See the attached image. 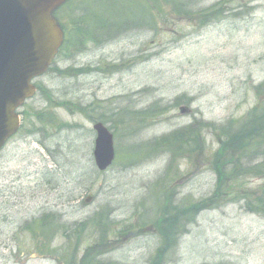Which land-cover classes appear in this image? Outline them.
Returning a JSON list of instances; mask_svg holds the SVG:
<instances>
[{"label": "rangeland", "instance_id": "obj_1", "mask_svg": "<svg viewBox=\"0 0 264 264\" xmlns=\"http://www.w3.org/2000/svg\"><path fill=\"white\" fill-rule=\"evenodd\" d=\"M86 1L57 12L70 42L0 153V264H264V150L219 160L228 123L264 113V0H158L180 12L162 20L140 0L144 25L103 42L73 20Z\"/></svg>", "mask_w": 264, "mask_h": 264}, {"label": "water", "instance_id": "obj_2", "mask_svg": "<svg viewBox=\"0 0 264 264\" xmlns=\"http://www.w3.org/2000/svg\"><path fill=\"white\" fill-rule=\"evenodd\" d=\"M68 0H0V149L16 133L15 110L31 98V80L44 74L63 43L53 13ZM96 132L94 161L105 171L114 160L113 136Z\"/></svg>", "mask_w": 264, "mask_h": 264}, {"label": "trees", "instance_id": "obj_3", "mask_svg": "<svg viewBox=\"0 0 264 264\" xmlns=\"http://www.w3.org/2000/svg\"><path fill=\"white\" fill-rule=\"evenodd\" d=\"M72 0H70L69 2H71ZM97 1H101V0H89L84 2L85 5L82 7L83 10V15L81 13H75L76 15L73 17V20L76 21V23H78L79 21L85 20L88 17V26H90L89 28H91L90 30L92 31L91 34L92 36H90V32L88 31V34L86 32H83L84 30H81L82 34L81 37L85 40V39H95V40H99L101 42L103 41H109L110 36L116 38V36H114V34H116L118 31L123 30V27L126 25L128 26L129 23L131 22V20L133 19V22H131V24L135 23L136 21H141L142 25H144L145 22V16L142 17L141 13L137 12L138 8H136L137 6L140 5H145V2L140 1V0H126L127 4H124L123 7H127L126 10H124V12H127L125 14H121V0L120 2H113V1H109L108 3H105V5L102 7V9L100 11H96L95 9H93L92 4L97 2ZM69 2L67 4H69ZM149 3L153 6V9H155V11L149 12V17L154 18V20H156L157 18L159 20L162 19H166L168 18V16L170 15L171 11L173 10V13L175 15H179V9L178 8H174L169 10L166 6V3L160 2V5L158 6V0H151L149 1ZM66 4V5H67ZM157 6H156V5ZM66 5L64 7H66ZM169 5V4H167ZM63 7V8H64ZM217 6H213L210 9H208L209 11L212 9H216ZM220 7V6H219ZM62 8V9H63ZM118 8H120V11L118 10ZM135 8V10H134ZM85 10L88 11V15L85 17ZM121 16H128V20L126 19L127 22H125V19L123 17H121V19H117L116 17L118 15ZM57 15V13H56ZM110 18H114L116 20V22L111 23L109 22ZM156 18V19H155ZM57 19L58 15H57ZM61 26H65L63 25V21H59ZM66 23V22H65ZM150 26H153L154 23H149ZM86 26V25H85ZM87 27V26H86ZM63 28V27H62ZM66 34V40L64 42V46L62 51L65 49V47L68 45V42H70V39H68L67 37V29H65V27L63 28ZM121 29V30H120ZM93 31L95 32V34L93 33ZM131 31L130 27L124 29V33L125 32H129ZM68 40V41H67ZM77 44H80V40L76 41ZM264 121V113L263 110L261 109H255L253 110L248 117L245 119L242 127V130L237 134L240 135L239 138L242 137V140L240 143H238V140L235 139V135L233 128H227V132L226 134H230V136L224 137L227 138V142L224 143L221 147V155L219 160H224L222 163H224V167H226L227 164V158L229 156H233V154H235V152L239 151V154L237 155L238 160L242 157V156H246L249 155V151H246L247 149L244 148L246 145V143L248 142V140H250V144H257L258 143V147H257V151L259 150H264V133L261 131L260 129V123ZM259 140H262L261 142ZM175 143L177 142L174 141ZM250 144H247V146H249ZM249 148H252L251 146H249ZM255 151V152H257ZM220 153V152H219ZM254 154V153H253ZM237 160V161H238ZM169 220V219H167Z\"/></svg>", "mask_w": 264, "mask_h": 264}]
</instances>
